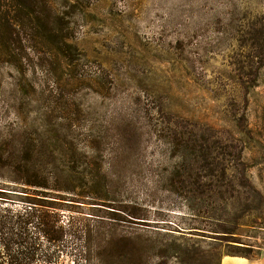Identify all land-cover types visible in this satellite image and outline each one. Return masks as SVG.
Returning <instances> with one entry per match:
<instances>
[{
	"label": "rangeland",
	"instance_id": "1",
	"mask_svg": "<svg viewBox=\"0 0 264 264\" xmlns=\"http://www.w3.org/2000/svg\"><path fill=\"white\" fill-rule=\"evenodd\" d=\"M174 132L205 149L187 165L214 197L171 174ZM207 164L261 192L249 214L254 194L233 181L235 232L264 260V0H0V190L22 187L27 167L93 171L113 205L63 220L102 217L89 223L113 239L109 260L221 264L234 249L210 237L229 181L202 179Z\"/></svg>",
	"mask_w": 264,
	"mask_h": 264
},
{
	"label": "trees",
	"instance_id": "2",
	"mask_svg": "<svg viewBox=\"0 0 264 264\" xmlns=\"http://www.w3.org/2000/svg\"><path fill=\"white\" fill-rule=\"evenodd\" d=\"M163 138L167 139L169 145L177 149L178 153L179 162L172 169L171 174H176L175 177L181 179L183 187H187L188 184L194 185V193H203V190L207 188L212 193L207 194V197H214L213 185L207 183L201 185L198 175H195L192 181V169L187 165L192 157L198 162V158L206 156L203 154L205 152L203 146L192 143L193 139H185L177 132L173 135L167 134ZM30 158V156L25 158L26 164L30 162ZM201 168L206 169L202 179L216 181L217 178L220 181H229L227 185L220 186L222 188L217 192L229 210L228 215L226 214L225 219L220 221L223 230L214 232L213 235L216 238H210L227 242L233 247L234 250L226 256L258 260L260 253L249 254L248 252L253 249L235 232L239 227V217L235 212L236 200L240 201L241 198L239 194H233L235 193L233 181L240 175L247 181L254 194L246 198V207L250 209L249 214L255 211L252 203L256 196L262 198L261 192L254 187L244 172L236 173L227 166L216 169L210 164ZM24 174L27 180L22 183V187L0 190V264H66V261H70V264H116L106 257L113 239L109 234L100 231L98 226H92L89 223L90 219L103 221L102 217L91 214L89 217L86 216V220L80 224L74 219L68 223L63 220L65 211H73V208L81 209L88 204L113 205L111 203H114V200L107 197V186L103 184L106 176L101 182V178L98 179V175L93 171L76 169L46 171L31 167H27ZM83 185L85 188H81ZM78 189L81 191L77 192ZM94 189H98L95 191L104 190L105 196L101 195L97 198L94 196L97 195ZM126 204L128 207L123 211L131 221L144 219L136 208L137 204L131 201ZM112 209L114 211L111 212L114 214L111 215L117 216L116 212L120 210Z\"/></svg>",
	"mask_w": 264,
	"mask_h": 264
},
{
	"label": "crops",
	"instance_id": "3",
	"mask_svg": "<svg viewBox=\"0 0 264 264\" xmlns=\"http://www.w3.org/2000/svg\"><path fill=\"white\" fill-rule=\"evenodd\" d=\"M225 258H228L229 259V262L228 263H225L224 262L225 261ZM237 258H240L241 260L240 261H234V260H237ZM256 261H257V264H264V260H261L260 259V260H256ZM221 264H250V262L247 261V259L241 258V257L224 256L223 259H222V263Z\"/></svg>",
	"mask_w": 264,
	"mask_h": 264
},
{
	"label": "bare ground",
	"instance_id": "4",
	"mask_svg": "<svg viewBox=\"0 0 264 264\" xmlns=\"http://www.w3.org/2000/svg\"><path fill=\"white\" fill-rule=\"evenodd\" d=\"M241 259L240 258H237V260H234V261H240ZM225 263H228L229 262V259L228 258H225ZM233 262V261H232Z\"/></svg>",
	"mask_w": 264,
	"mask_h": 264
}]
</instances>
